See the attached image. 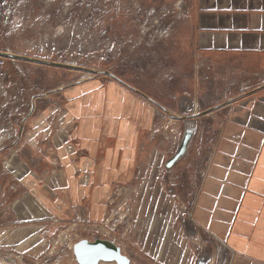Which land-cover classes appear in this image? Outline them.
Returning <instances> with one entry per match:
<instances>
[{"label":"rangeland","instance_id":"374dc122","mask_svg":"<svg viewBox=\"0 0 264 264\" xmlns=\"http://www.w3.org/2000/svg\"><path fill=\"white\" fill-rule=\"evenodd\" d=\"M187 17L184 0H0V51L86 68L0 56V264H79L75 243L96 237L116 239L131 264H223L192 221L218 126L196 114L216 104V72L197 61ZM94 77L159 103L131 182L114 185L96 220L88 205L55 195L65 172L55 143L69 123L63 90ZM170 114L190 116L196 130L169 170L186 127ZM24 184L55 187L38 190L44 205Z\"/></svg>","mask_w":264,"mask_h":264},{"label":"crops","instance_id":"0c3cea01","mask_svg":"<svg viewBox=\"0 0 264 264\" xmlns=\"http://www.w3.org/2000/svg\"><path fill=\"white\" fill-rule=\"evenodd\" d=\"M184 1L195 57L216 72V104L196 114L218 126L192 221L230 247L233 264H264V0ZM63 94L69 123L55 143L65 165L55 195L62 203L70 195L75 205H88L96 220L114 185L131 182L157 127L158 108L152 102H158L128 84L101 77L70 86ZM24 185L44 205L46 195L38 190L55 187ZM34 213L43 214V208L36 206Z\"/></svg>","mask_w":264,"mask_h":264},{"label":"water","instance_id":"95a60500","mask_svg":"<svg viewBox=\"0 0 264 264\" xmlns=\"http://www.w3.org/2000/svg\"><path fill=\"white\" fill-rule=\"evenodd\" d=\"M0 56L33 61L42 64L61 66L65 68L86 70V68L82 66L57 61H50L37 57L25 56L21 54L11 53L8 51H0ZM94 73L100 72L94 71ZM105 73L111 74L109 71H105ZM170 116L179 120H184L186 122V127L177 152L166 162V168L169 170L172 169L175 164L186 155L196 130V123L194 120L191 119L190 116H185L182 114H170ZM74 253L79 264H100L101 262H112L115 264H131L130 257L123 253L122 248L117 245L114 240H110L107 238L96 237L92 241L89 239H81L77 243H75ZM201 264H204V262Z\"/></svg>","mask_w":264,"mask_h":264},{"label":"built area","instance_id":"2783aa9c","mask_svg":"<svg viewBox=\"0 0 264 264\" xmlns=\"http://www.w3.org/2000/svg\"><path fill=\"white\" fill-rule=\"evenodd\" d=\"M213 239L215 241V250L217 252L218 258L220 260H223V264H227L229 262V257H228V251L226 249V246L222 242L218 241L217 239L215 238ZM222 250H223V253H222ZM219 264H221V262Z\"/></svg>","mask_w":264,"mask_h":264},{"label":"bare ground","instance_id":"6f19581e","mask_svg":"<svg viewBox=\"0 0 264 264\" xmlns=\"http://www.w3.org/2000/svg\"><path fill=\"white\" fill-rule=\"evenodd\" d=\"M190 229H191V230H194L192 226H190ZM222 253H223V250H222ZM12 262H14V261H12Z\"/></svg>","mask_w":264,"mask_h":264}]
</instances>
